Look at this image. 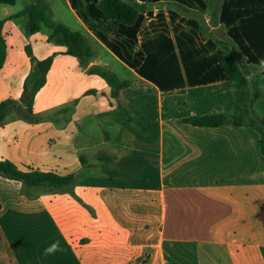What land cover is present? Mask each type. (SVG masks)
<instances>
[{"label": "crops", "instance_id": "0c3cea01", "mask_svg": "<svg viewBox=\"0 0 264 264\" xmlns=\"http://www.w3.org/2000/svg\"><path fill=\"white\" fill-rule=\"evenodd\" d=\"M98 1L101 22L93 34L87 31L102 52L86 71L93 65L116 75L125 70L127 79L145 81L150 94L122 93V109L115 99L99 97L106 90L104 80L95 84L82 77L66 87L69 94L55 104L59 109L46 108L45 83L34 96L30 118L22 112L6 115L0 160L71 173L74 183L24 188L0 177V264H264V155L258 132L182 122L232 112L234 88L222 50L201 30V19L209 23L210 4L218 9L216 29L233 41L243 64L256 70L262 96L254 111L264 117L259 67L264 0H156L162 2L157 11L168 9L163 14L171 25L142 44L144 33L136 24L155 9L154 0H132L143 11L131 26L104 21ZM178 7L194 14L184 15ZM107 25L120 30L117 35L105 30L100 41L95 34ZM24 48L8 46L0 102L21 98L34 67ZM36 55L32 49V57L40 60ZM65 102L70 110L60 107ZM57 240L63 251L45 256L44 249ZM179 246L189 248L182 260L176 257Z\"/></svg>", "mask_w": 264, "mask_h": 264}, {"label": "trees", "instance_id": "16d2710c", "mask_svg": "<svg viewBox=\"0 0 264 264\" xmlns=\"http://www.w3.org/2000/svg\"><path fill=\"white\" fill-rule=\"evenodd\" d=\"M15 3L16 0H0V5H14ZM97 8L103 14L104 21L112 20L124 26L133 25L138 15L143 11L142 6L132 0H99ZM178 10L184 15L191 16L194 14L187 8L178 7ZM208 12L210 14L209 23H205L201 19V30L205 36L213 38L222 50L224 71L230 80L231 87L234 88L232 112L230 114L213 112L208 115L189 116L183 118L182 122L194 127L248 126L258 132L259 149L264 155V117L258 116L254 111L255 102L262 96L257 83L256 70L243 64L238 57V51L233 41L226 37L221 29H216L217 7L210 4ZM18 17L26 18L25 30L28 36H34L42 26L46 27L51 30L49 39H53L57 45L64 46L67 55L77 58L83 65L89 64L93 50L86 37L80 31L71 30L64 24L54 22L50 17L49 5L45 1H31L8 19ZM6 20H0V69L4 66L8 51L4 30ZM210 27L213 29L210 30ZM24 50L34 63V67L28 79L24 81L20 100L6 99L0 102V125L10 112L20 114L22 112L23 115H21L24 118H30L33 98L45 84L46 74L52 64L53 58L51 56L36 60L32 57V49L29 45H26ZM87 72L105 81L109 87L110 98L115 99L119 104L118 107L122 109L124 107L120 101L125 89L135 87L150 90L151 88L145 81L137 77L120 80L115 73L107 71L101 66H92ZM247 74H254L251 81L245 79ZM80 160L83 162L82 157ZM0 177L20 182L24 188L41 186L66 188L74 183V176L71 173L61 175L31 167L20 168L8 160H0Z\"/></svg>", "mask_w": 264, "mask_h": 264}, {"label": "rangeland", "instance_id": "374dc122", "mask_svg": "<svg viewBox=\"0 0 264 264\" xmlns=\"http://www.w3.org/2000/svg\"><path fill=\"white\" fill-rule=\"evenodd\" d=\"M34 1V0H16L14 5H0V20H4L7 18V14H15L19 12L25 4ZM49 2L50 5V17L54 22H58L68 26L71 30L80 31L87 39L89 46L93 50V56L89 59V62H97L101 55V48H99L95 39L91 36L92 34L98 30V23L100 24L101 19L99 18L98 11L95 7L94 2L97 0H68L70 4V8L77 12L79 22L75 21L73 15L68 11L69 7L65 0H44ZM87 1V4L86 2ZM156 0H154L155 2ZM197 3L199 4L198 0ZM162 2L157 1L154 3L153 8H155L152 12L146 15H142L136 24L137 32H143L142 38H140L141 44L143 41H146L147 38L156 35V31H165L169 29L171 25L170 19H168L167 15H164L163 12H167V8H164L162 12L157 11ZM169 24V26H168ZM26 18L18 17L7 19L5 22L4 30L6 32V40L8 46L13 48H17L20 45L26 46L29 45L34 51H36V57L42 60L43 58L51 56L53 58L54 63L50 67L49 73L46 74L45 86L43 95H45V104L48 109H59L55 104L61 98H65L69 91H66V87L76 80L82 77H87L90 79H95V84L103 82V80L95 75L89 74L85 66L81 64L78 60V66L74 64L73 58L67 56L64 58L63 56H58L60 54L67 55L65 53L66 48L64 46L57 45L53 39H49V35L51 34V30L46 27H41L40 31L34 36H28L25 30ZM118 26L107 25L104 28V31H99V33L95 34V36L100 40H104V36L106 35L105 30L108 32L119 31L117 29ZM88 29V31H87ZM117 35V34H116ZM60 51V53H59ZM62 57V58H61ZM97 64V63H96ZM95 66V65H93ZM92 67V66H91ZM106 69V68H105ZM107 71L114 72L113 69H106ZM32 73V70H31ZM117 76L120 80L127 79L128 73L125 70H120L117 73ZM93 77V78H92ZM86 78V79H87ZM84 79V80H86ZM100 98H110L109 87L106 86V90L98 93ZM124 96H133L134 98H138L140 95L150 94V90H146L144 88H135L129 87L123 91ZM70 97V96H69ZM146 101L148 105L151 106L152 98L147 97ZM34 103V98H33ZM138 103L136 106L138 107ZM33 106V104H32ZM63 109H71V103L65 102L62 106ZM85 158V152L82 153ZM179 251V254H176L177 258L182 260V257H185V253L189 252V248L176 247ZM176 264H181V261Z\"/></svg>", "mask_w": 264, "mask_h": 264}, {"label": "clouds", "instance_id": "9594fccd", "mask_svg": "<svg viewBox=\"0 0 264 264\" xmlns=\"http://www.w3.org/2000/svg\"><path fill=\"white\" fill-rule=\"evenodd\" d=\"M259 67H260L261 70H264V59H261L259 61ZM253 75L254 74H247L245 76V79L251 81L252 78H253ZM62 251H63V249L61 248L60 242L57 240V241H54L53 243H51L49 246H47L44 249V253L43 254L45 256H54L57 253H60Z\"/></svg>", "mask_w": 264, "mask_h": 264}, {"label": "built area", "instance_id": "2783aa9c", "mask_svg": "<svg viewBox=\"0 0 264 264\" xmlns=\"http://www.w3.org/2000/svg\"><path fill=\"white\" fill-rule=\"evenodd\" d=\"M140 41H138V40H136V42H135V48H139L140 47Z\"/></svg>", "mask_w": 264, "mask_h": 264}]
</instances>
